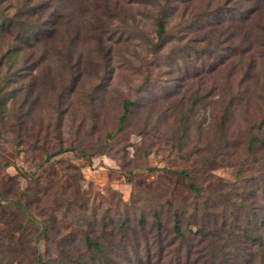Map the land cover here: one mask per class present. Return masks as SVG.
Here are the masks:
<instances>
[{
	"label": "rangeland",
	"instance_id": "1",
	"mask_svg": "<svg viewBox=\"0 0 264 264\" xmlns=\"http://www.w3.org/2000/svg\"><path fill=\"white\" fill-rule=\"evenodd\" d=\"M243 1L64 0L47 36L46 0H0L1 260L23 248L22 229L46 228L43 258L77 264L81 217L113 214L119 199L134 205L148 236L151 211H161L171 236V214L159 209L165 199L182 209L186 234L195 207L264 211V146L250 150L253 137H264V22L254 20L256 32L243 39L238 15L254 9ZM155 2L166 10L168 41L157 54ZM202 48L211 55L196 59ZM125 100L134 106L119 128ZM62 146L70 150L47 159ZM184 169L202 195L172 174ZM210 229L202 226L216 245L232 238Z\"/></svg>",
	"mask_w": 264,
	"mask_h": 264
},
{
	"label": "trees",
	"instance_id": "2",
	"mask_svg": "<svg viewBox=\"0 0 264 264\" xmlns=\"http://www.w3.org/2000/svg\"><path fill=\"white\" fill-rule=\"evenodd\" d=\"M33 1L29 0V2ZM63 1L46 0V4L43 6L51 10L52 17V23L48 25L46 30L47 36L57 32V20L62 16V12L58 9ZM85 1L91 3L99 0ZM243 3L246 6L254 4L252 12L238 15L242 18L243 39H245L246 36L249 37L251 32H256V27L252 26L254 20H263L264 22V0H244ZM151 7L154 12L153 26L155 27V42L152 49L153 53L157 54L164 49L165 44L168 42L165 27L166 10L160 2L153 3ZM30 8L35 11L37 7L32 3ZM234 14H238V12L236 11ZM190 26L195 27L194 23ZM249 43H251L249 49L252 46L254 47L252 40ZM218 50L219 48L216 47L213 53ZM194 54V57L198 59L199 56L208 57L211 52L202 48L200 51H195ZM180 56L181 62L186 63L189 54H186L185 57ZM251 63H253L252 59ZM218 64L223 65L224 62L221 60ZM216 69V67L213 68L212 72H215ZM131 106H134L131 101L125 100L123 102L122 112L118 119L119 128L127 121L128 115L131 113ZM250 145V150L254 152L257 146H264V137H253ZM69 150L64 149L62 146L59 151L47 155V159L49 160ZM3 167H8V165L5 164ZM17 170L21 171L19 168ZM172 174L179 177V179H184L186 187L195 197L202 195L204 192V187L194 183L193 175L188 170H177L173 171ZM62 188L65 189L66 187L63 186ZM60 193L63 194L64 191ZM164 203L166 205L161 206L159 209L162 212L165 211L171 214V236L164 234L165 231L162 230L161 211H151L152 226L149 234L153 235L148 236L144 232V219L140 217L135 219L134 205L129 206L122 199H119V202L117 201L116 206L119 207H116L117 210L113 214L103 215L94 212L81 217L84 222L83 228L85 227V229H79L83 251L75 259L76 263L114 264L113 260H115L116 264H264V211L257 216L252 215L253 217L244 209H238L243 210L241 212L234 208L224 209L217 213L202 212L200 215L197 207H195L193 221L189 224L190 232L186 234L181 229V221L184 215L182 209L176 207L169 199H165ZM65 209L66 212H71L69 206H66ZM202 226H207L210 231V228L228 229L232 232V238L231 240L227 239L228 241L224 244L216 245L211 239L213 238V232L203 231ZM22 238L21 246L23 248L16 250L13 247L10 253L14 259H0V264H28V257L24 252L25 248L32 249L33 264L50 263V260L43 258L39 248L41 240H50L48 229L43 228L40 233L33 235L31 231L22 229L20 239ZM150 238L153 241L151 245H148V241H151ZM65 239L66 236L62 237L59 242H66ZM74 239L76 240V238L70 240L74 241ZM111 239L115 241L110 243ZM70 240L67 242H71ZM28 241L31 244L28 245Z\"/></svg>",
	"mask_w": 264,
	"mask_h": 264
}]
</instances>
